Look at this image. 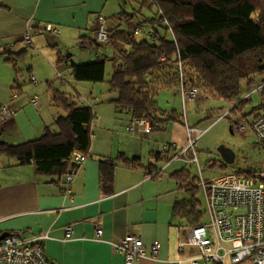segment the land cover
I'll use <instances>...</instances> for the list:
<instances>
[{
    "label": "crops",
    "instance_id": "1",
    "mask_svg": "<svg viewBox=\"0 0 264 264\" xmlns=\"http://www.w3.org/2000/svg\"><path fill=\"white\" fill-rule=\"evenodd\" d=\"M0 2V53L24 48L29 51L24 58L25 76L21 73L17 82L9 72L4 77L7 83L0 107L9 103L14 114L3 117L0 113L2 139L21 143L42 136L47 129L57 132L55 120L66 112L53 102L56 90L72 95L79 105L90 106L93 112L88 157L81 165L70 167L74 178L69 185L66 175H40L33 164L20 165L14 157H0V235L9 232L26 238L44 236V252L52 264H127L124 256L113 250V244L132 233L144 241L147 256L131 264H169L181 258L185 259L183 264H190L188 258L196 255L197 249L181 252L178 248L189 226L180 225L175 217V203L185 194L171 174L192 162L167 164L162 155L160 160L155 155L161 154L164 141L186 143L187 139L183 142L169 136L179 124L191 126L188 105L195 100L184 99L176 88L161 91L156 98L159 107L177 110L183 122L170 121L149 134L130 133L132 116L117 110L111 102L116 95L109 91L113 65L108 57L116 47L96 42L87 46L89 41H96L100 17L108 29L120 26L131 30L125 27H130L133 19L113 18L121 10L120 0ZM48 23L60 29L59 36L44 30ZM27 33L32 38L29 43L24 39ZM68 54L70 59H66ZM72 62H92L91 80H77ZM31 75L38 84L31 81ZM34 95L39 97L38 107L31 102ZM120 154L140 160L136 165L118 162L112 192L107 193L101 181V161ZM178 162H182L181 166L174 167ZM150 164L158 168L154 174L147 170ZM97 221L103 225V240L95 236ZM68 226L72 227L71 235L66 232ZM154 241L160 243L157 258L150 251Z\"/></svg>",
    "mask_w": 264,
    "mask_h": 264
},
{
    "label": "trees",
    "instance_id": "2",
    "mask_svg": "<svg viewBox=\"0 0 264 264\" xmlns=\"http://www.w3.org/2000/svg\"><path fill=\"white\" fill-rule=\"evenodd\" d=\"M133 3L139 4V9L127 12L124 5ZM120 4L121 10L113 15L118 20H134L143 14L145 7L156 10L143 17L142 22L148 25L146 30L120 26L108 29L109 43L116 47L115 53L108 57L113 65L109 91L116 95L111 102L118 111L131 114L132 119L145 117L157 130L170 121L183 122L180 112L164 110L156 100L165 89L180 91L182 71L185 85L197 87L199 95L237 103V108L251 100V95L241 97L242 85H252L259 76L262 82L257 91L262 101L252 112L253 115L264 112V0H120ZM94 42L102 45L89 41L87 46H94ZM26 52L24 48L0 55L7 54L6 61L19 73L17 60ZM70 57L66 55V59ZM71 67L77 80H91L92 62H72ZM52 98L66 112L55 120L58 131L47 129L38 138L10 143L2 139L0 127V157H14L20 165L33 164L37 174L62 178L73 172L69 171L75 166L73 152L86 154L90 149L93 112L90 106L79 105L65 92L56 90ZM155 156L157 160L162 158L160 153ZM139 160L124 154L102 160L101 181L105 191L112 192L118 162L136 165ZM157 169L153 164L147 167L150 174ZM171 177L187 194L175 203L174 214L179 224L190 227L204 224L205 213L197 197L200 177L186 166L175 170Z\"/></svg>",
    "mask_w": 264,
    "mask_h": 264
},
{
    "label": "built area",
    "instance_id": "3",
    "mask_svg": "<svg viewBox=\"0 0 264 264\" xmlns=\"http://www.w3.org/2000/svg\"><path fill=\"white\" fill-rule=\"evenodd\" d=\"M44 30L59 36L60 29L52 24L45 25ZM27 43L31 36L27 33L24 37ZM96 41L100 44L110 42V32L106 21L100 17L96 32ZM127 48V47H126ZM182 66L180 63V70ZM180 92L184 99L197 100L199 90L195 86H186L183 73L180 74ZM31 81L38 84V80L31 75ZM31 102L39 106V97L32 96ZM233 103L223 117L235 113L238 119L234 125L243 131L251 128L257 138L264 144V112L253 115L249 121L245 114ZM3 117L14 114V109L7 104L0 107ZM187 141L184 145L176 142H163L161 155L167 164L174 161L195 163L198 161L195 145L204 131L186 124ZM130 133L149 134L154 131L153 123L145 117L132 119L128 125ZM194 132L197 134L194 135ZM88 155L74 151L72 160L75 165H81ZM74 178V173L66 175L69 185ZM200 187L205 194L206 213L209 223L187 227L185 238L178 243V248L184 252L186 248L197 249L196 255L189 257L190 264H200V259L205 263L219 264H264V168L253 175H240L228 173L218 178L207 180L200 177ZM95 236L98 240L104 239V229L100 222H95ZM68 235L72 234V227L66 228ZM46 237V236H45ZM44 236L32 238L11 233L0 240V262L3 264H51L44 252ZM160 243L154 241L150 246L151 254L158 257ZM113 250L124 256L125 262L131 264L137 259L147 256V247L141 237L128 233L119 243L113 244ZM184 258L172 260L169 264H183Z\"/></svg>",
    "mask_w": 264,
    "mask_h": 264
},
{
    "label": "rangeland",
    "instance_id": "4",
    "mask_svg": "<svg viewBox=\"0 0 264 264\" xmlns=\"http://www.w3.org/2000/svg\"><path fill=\"white\" fill-rule=\"evenodd\" d=\"M140 5L137 3L124 5V9L127 12L132 13L133 8L139 9ZM156 9L153 11L149 10L147 7L142 11V15H137L134 20L130 22L131 30H134L138 25L143 30L148 28V25L143 21L144 16H151ZM124 21L126 19H123ZM128 21V20H127ZM138 38L141 39L142 36L138 34ZM29 51H27L20 59L17 60V67L19 73H16L15 68L12 64L6 61L8 57L7 54L0 55V96L3 91L6 90L7 81L4 77L9 72V76L15 75V78L21 77V73H27L25 68L24 58L28 56ZM23 76V75H22ZM261 78L259 76L255 77V82L252 85L243 84L241 97L244 98L251 95L250 101L246 106L238 107L242 114H245L246 119L244 121H249L253 116L252 108L259 105L262 101L260 93L257 91V86L261 84ZM200 94L197 100L192 101L188 105V117L191 126H196L197 129L204 131L202 137L197 141L195 145L196 154L198 161L195 163H184V166L188 167L192 174L199 177H204L207 180H212L218 178L222 175L228 173L246 174L250 171L256 172L264 168V144L257 138L255 132L248 128L246 130L240 131L234 125L235 121L238 119L235 113L230 114L227 117H223V114L230 109L231 104L229 102L214 97H202ZM181 102L180 100H178ZM233 103V102H232ZM182 105L178 106L181 109ZM255 115V114H254ZM176 126V131H173V135L169 138H174L175 140L183 139L186 141L187 135L185 134L186 125L179 124ZM197 132L194 133V135ZM167 139V137H164ZM165 142V141H164ZM224 145L226 148L232 150L234 153V160L232 162H227L222 153L219 151V147ZM182 162L174 164V167L181 166ZM184 197L187 194L184 192ZM198 199L201 201V207L204 210V223H209V216L206 213V199L205 194L202 189L197 194ZM200 264H206L202 259H200ZM213 264V263H209Z\"/></svg>",
    "mask_w": 264,
    "mask_h": 264
},
{
    "label": "water",
    "instance_id": "5",
    "mask_svg": "<svg viewBox=\"0 0 264 264\" xmlns=\"http://www.w3.org/2000/svg\"><path fill=\"white\" fill-rule=\"evenodd\" d=\"M219 151L222 153L224 159L227 162H232L234 160V153L232 150L226 148L224 145L219 147ZM10 233L9 232H4L0 235V240L3 239L4 237L8 236Z\"/></svg>",
    "mask_w": 264,
    "mask_h": 264
}]
</instances>
